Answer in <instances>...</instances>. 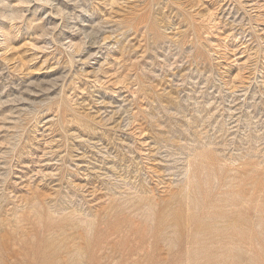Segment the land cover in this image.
<instances>
[{"label":"rangeland","instance_id":"obj_1","mask_svg":"<svg viewBox=\"0 0 264 264\" xmlns=\"http://www.w3.org/2000/svg\"><path fill=\"white\" fill-rule=\"evenodd\" d=\"M0 264H264V0H0Z\"/></svg>","mask_w":264,"mask_h":264}]
</instances>
